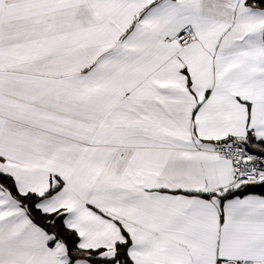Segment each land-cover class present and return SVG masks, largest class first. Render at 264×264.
I'll use <instances>...</instances> for the list:
<instances>
[{"label": "crops", "instance_id": "1", "mask_svg": "<svg viewBox=\"0 0 264 264\" xmlns=\"http://www.w3.org/2000/svg\"><path fill=\"white\" fill-rule=\"evenodd\" d=\"M252 1L0 0V174L54 189L36 208L104 259L125 240L131 264H264V197L226 195L242 184L215 153L243 138L264 156ZM52 243L0 186V264H68Z\"/></svg>", "mask_w": 264, "mask_h": 264}, {"label": "trees", "instance_id": "2", "mask_svg": "<svg viewBox=\"0 0 264 264\" xmlns=\"http://www.w3.org/2000/svg\"><path fill=\"white\" fill-rule=\"evenodd\" d=\"M250 6L264 10V0H253L250 3ZM247 146L249 147L250 144H245V147ZM254 149L257 153L264 155V141L255 143ZM0 186L6 189L10 193V195L18 201L20 207L26 210L28 216L36 225L43 228L48 234L52 236L53 243L55 241H60L64 244L69 258L68 264L72 263L75 260H86L93 264H131L129 257L126 254L128 241L124 240L123 242L117 243L114 248V256L111 259H104L96 251H86L80 249L78 247L77 235L74 231L64 226L61 216H59L58 214H45L40 212L36 208V203L40 198L49 196L54 191V189L47 192L42 197L35 196L33 194L20 195L16 192L12 180L4 174H0ZM226 195H230V197H237L239 195L264 197V179H261L254 183L239 185L237 188H234L232 191H229V194L227 193ZM240 261L247 260H237L232 263Z\"/></svg>", "mask_w": 264, "mask_h": 264}, {"label": "built area", "instance_id": "3", "mask_svg": "<svg viewBox=\"0 0 264 264\" xmlns=\"http://www.w3.org/2000/svg\"><path fill=\"white\" fill-rule=\"evenodd\" d=\"M194 41V37L189 32H180L169 38L168 43H177L181 49L187 48ZM246 139L231 138L226 139L215 148V153L220 157L229 159L234 163V180L239 184H249L260 180L259 166L264 165V156H255L247 150H244ZM218 264H252L251 261H240L235 263Z\"/></svg>", "mask_w": 264, "mask_h": 264}, {"label": "rangeland", "instance_id": "4", "mask_svg": "<svg viewBox=\"0 0 264 264\" xmlns=\"http://www.w3.org/2000/svg\"><path fill=\"white\" fill-rule=\"evenodd\" d=\"M183 32H185V31H183ZM242 139H243V138H242ZM246 140H247V139H246ZM247 141H248V140H247ZM263 163H264V160H263ZM262 172H263V173L261 174V177L264 178V175H263V174H264V169H263ZM112 254H113V253H109V255H106L105 257H110V256H112ZM89 263H91V262H89ZM91 264H93V263H91Z\"/></svg>", "mask_w": 264, "mask_h": 264}]
</instances>
